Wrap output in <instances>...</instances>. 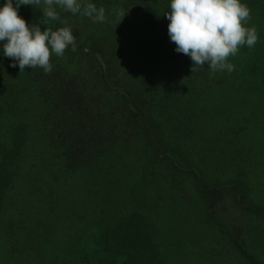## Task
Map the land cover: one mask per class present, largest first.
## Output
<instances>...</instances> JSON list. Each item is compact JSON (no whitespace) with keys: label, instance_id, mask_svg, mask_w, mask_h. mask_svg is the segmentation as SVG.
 I'll return each mask as SVG.
<instances>
[{"label":"rangeland","instance_id":"374dc122","mask_svg":"<svg viewBox=\"0 0 264 264\" xmlns=\"http://www.w3.org/2000/svg\"><path fill=\"white\" fill-rule=\"evenodd\" d=\"M166 12L162 23L168 26ZM250 16L245 26H255L256 44L247 50L246 44L241 45L235 56L228 57L227 62L234 65L231 73H213L205 63L200 76L209 78L199 79L197 88L173 90L176 98H169L174 101L169 103L177 107L157 114L158 128L149 135L155 141L151 150H144L143 134L128 139L119 155L112 157L115 164L109 160L110 170L103 178L98 170L72 174L59 169L63 162L56 165L49 150L37 143L28 164L38 161L40 167L27 165L20 184L6 195L0 229L12 224V247L7 251V243L0 239V264H34L36 260L52 264L53 258L62 264L67 253L77 248L78 239L96 237L108 211L140 207L152 214L162 230L171 264H185L189 256L192 264H250L243 252L255 251L257 262L264 264V86L258 73L247 71L253 59H264V2L250 10ZM156 30L159 39L158 26ZM13 122L8 116L0 127L7 131ZM1 142H8L2 132ZM56 174L58 180L53 179ZM165 178L173 190L161 186ZM239 181L247 183L249 201L256 209L235 203L234 195L241 189L231 183ZM225 184L231 190L221 193L211 207L203 199V190ZM96 190L98 194L92 196ZM22 209L29 230L35 231L30 236L37 253L25 249V237L19 239L17 211ZM234 252L240 255L233 258ZM122 263L123 258L115 262Z\"/></svg>","mask_w":264,"mask_h":264},{"label":"trees","instance_id":"16d2710c","mask_svg":"<svg viewBox=\"0 0 264 264\" xmlns=\"http://www.w3.org/2000/svg\"><path fill=\"white\" fill-rule=\"evenodd\" d=\"M5 2L0 0V7ZM78 2L104 8L106 21L94 23L83 15V7L79 13L72 14L55 5L60 20H50L43 16V2L40 8L21 5L17 10L26 24H37L41 31H56L62 27L72 29L77 50L73 52L69 46L63 57L53 54L51 73L45 74L40 67H26L20 72L18 64L10 66L14 61L4 55V42L0 41V126L8 116L14 120L11 129L3 131L0 127L8 141L0 143V216L9 189H16L20 184L26 166L31 169L40 167L38 161L28 164L29 154L37 143L49 150L56 165L63 162L59 169L69 170L72 174L77 170H98L102 173L99 176L104 178L106 170H110L109 160L115 164L112 157L119 155L128 139L143 134L144 150H151L155 141L149 135L155 127L158 128L160 119L157 114L162 116L167 108L177 107L176 103H169V98H176L172 96L174 89L197 88L199 79L209 78L200 76L204 68L191 72L193 62L190 57L175 51L176 45L170 40L168 26L162 23V13L169 12L171 0ZM240 2L253 10L262 6L264 0ZM122 11L126 14L119 22ZM156 26L161 33L159 39ZM158 40L163 44L159 45ZM245 49H249L248 46ZM256 61H251L247 71L258 73L264 86V59ZM212 83L208 85L218 84ZM53 179L58 180V175ZM198 184L207 187L202 181ZM231 184H238L241 189L239 195H234L235 203H245L256 209L249 201L247 183ZM162 185L173 190L166 178ZM230 187L225 184L204 189L203 199L213 207L221 199V193L231 190ZM53 192L48 191L51 196ZM96 194L97 190L92 196ZM108 199L105 198L104 202ZM17 213L19 239L25 237V249L37 253L38 247L30 236L34 230H29L22 216L23 209ZM107 213L100 220L96 237L89 241L78 239L77 248L67 253L62 264H115L122 258V264H171L168 242L155 218L145 208ZM81 219L79 216L78 220ZM10 230L12 224L0 229V239L7 243V251L12 247ZM25 251L14 250L13 253ZM257 254V251L243 252L250 264H259ZM239 255L234 252L233 258ZM39 262L36 260L34 264ZM52 264H58V260L53 258ZM185 264H192L191 256Z\"/></svg>","mask_w":264,"mask_h":264},{"label":"clouds","instance_id":"9594fccd","mask_svg":"<svg viewBox=\"0 0 264 264\" xmlns=\"http://www.w3.org/2000/svg\"><path fill=\"white\" fill-rule=\"evenodd\" d=\"M42 2L43 16L50 20H60L55 5L72 14L79 13L83 7V15L94 23L106 21L104 8L98 9L91 3L82 5L78 0H15V7L13 0H6L0 7V41L4 42V55L14 61L10 66L18 64L20 72L26 67H40L49 74L53 70L50 63L53 54L63 57L69 46L73 52L77 50L71 28L41 31L39 25L29 26L18 16L21 5L40 8ZM125 14L119 13V22ZM165 16L175 51L189 56L193 62L191 72L207 63L213 73L225 70L231 73L234 65L227 62L228 57L235 56L241 45L252 48L258 39L255 26H245L251 19L250 9L240 0H171L170 11Z\"/></svg>","mask_w":264,"mask_h":264}]
</instances>
